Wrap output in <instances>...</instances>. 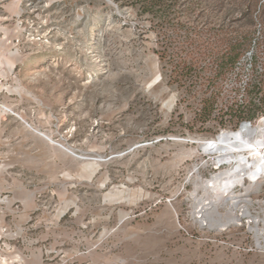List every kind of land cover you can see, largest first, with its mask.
Instances as JSON below:
<instances>
[{
	"label": "rangeland",
	"instance_id": "374dc122",
	"mask_svg": "<svg viewBox=\"0 0 264 264\" xmlns=\"http://www.w3.org/2000/svg\"><path fill=\"white\" fill-rule=\"evenodd\" d=\"M261 118L264 0H0V264H264L192 218Z\"/></svg>",
	"mask_w": 264,
	"mask_h": 264
},
{
	"label": "bare ground",
	"instance_id": "6f19581e",
	"mask_svg": "<svg viewBox=\"0 0 264 264\" xmlns=\"http://www.w3.org/2000/svg\"><path fill=\"white\" fill-rule=\"evenodd\" d=\"M199 145L205 153L214 151L212 155L228 167L204 179L198 176L199 167L194 168L203 194L194 193L192 218L200 227L215 231L240 225L244 219L257 243H264V199L250 198L264 183V118L254 126L244 122L237 130H225L216 139L201 141ZM237 186L241 188L238 193L234 191ZM254 205L259 211L252 208Z\"/></svg>",
	"mask_w": 264,
	"mask_h": 264
},
{
	"label": "trees",
	"instance_id": "16d2710c",
	"mask_svg": "<svg viewBox=\"0 0 264 264\" xmlns=\"http://www.w3.org/2000/svg\"><path fill=\"white\" fill-rule=\"evenodd\" d=\"M239 48H240L239 46H238V47H232L231 54H228V55H227V58H228L227 62L231 63V62H233L236 58H238V57L240 56V54H241L240 50L236 51V50L239 49ZM189 67L191 68V65H190ZM186 68H188V67H186ZM188 70H189V69H188ZM208 100H209V99H208ZM251 118H253V115L250 116L249 119H251Z\"/></svg>",
	"mask_w": 264,
	"mask_h": 264
},
{
	"label": "water",
	"instance_id": "95a60500",
	"mask_svg": "<svg viewBox=\"0 0 264 264\" xmlns=\"http://www.w3.org/2000/svg\"><path fill=\"white\" fill-rule=\"evenodd\" d=\"M243 124H244V122H242V123L239 125V128H240ZM200 150H201L203 153H205V152L203 151V149L200 148ZM212 153H214V151H207L205 154H212ZM219 165H220V164H218L217 167H219ZM224 165H226V164H224ZM214 166H215V165H214ZM220 166H221V165H220Z\"/></svg>",
	"mask_w": 264,
	"mask_h": 264
}]
</instances>
